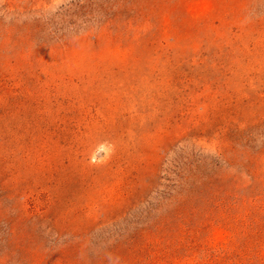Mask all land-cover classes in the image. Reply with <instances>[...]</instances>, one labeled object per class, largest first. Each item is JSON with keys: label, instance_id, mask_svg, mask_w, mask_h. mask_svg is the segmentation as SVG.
Wrapping results in <instances>:
<instances>
[{"label": "rangeland", "instance_id": "374dc122", "mask_svg": "<svg viewBox=\"0 0 264 264\" xmlns=\"http://www.w3.org/2000/svg\"><path fill=\"white\" fill-rule=\"evenodd\" d=\"M0 264H264V0H0Z\"/></svg>", "mask_w": 264, "mask_h": 264}]
</instances>
